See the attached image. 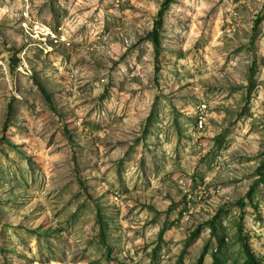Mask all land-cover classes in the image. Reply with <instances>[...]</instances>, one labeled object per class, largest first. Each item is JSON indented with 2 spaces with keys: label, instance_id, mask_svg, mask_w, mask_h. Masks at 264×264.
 <instances>
[{
  "label": "rangeland",
  "instance_id": "1",
  "mask_svg": "<svg viewBox=\"0 0 264 264\" xmlns=\"http://www.w3.org/2000/svg\"><path fill=\"white\" fill-rule=\"evenodd\" d=\"M162 1L0 0V264H264V0Z\"/></svg>",
  "mask_w": 264,
  "mask_h": 264
},
{
  "label": "built area",
  "instance_id": "2",
  "mask_svg": "<svg viewBox=\"0 0 264 264\" xmlns=\"http://www.w3.org/2000/svg\"><path fill=\"white\" fill-rule=\"evenodd\" d=\"M21 31L26 39L41 50H50L52 45L66 44L68 38L59 33L49 24H43L35 19H31L27 10L24 11L20 21Z\"/></svg>",
  "mask_w": 264,
  "mask_h": 264
},
{
  "label": "trees",
  "instance_id": "3",
  "mask_svg": "<svg viewBox=\"0 0 264 264\" xmlns=\"http://www.w3.org/2000/svg\"><path fill=\"white\" fill-rule=\"evenodd\" d=\"M173 2V0H163L160 8L154 18V22H153V26L152 29L149 31L148 33V38L150 39V42L153 46V50H154V55H155V59L157 60L160 52H161V33H162V27H163V23H164V16L165 13L167 12L170 4ZM260 22V17L257 18V20L254 22V27H257V25ZM14 62H17V58H12ZM158 63H156V69L158 68ZM45 93L47 94V92L45 91ZM12 112V106L11 104H9L7 111H6V120H8L10 118ZM99 223H100V219ZM185 248L187 247V243L184 246ZM248 256L250 257V255L248 254ZM214 264H218V259L216 257H214Z\"/></svg>",
  "mask_w": 264,
  "mask_h": 264
}]
</instances>
